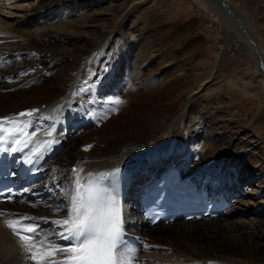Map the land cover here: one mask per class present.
Returning <instances> with one entry per match:
<instances>
[{
  "label": "bare ground",
  "instance_id": "obj_1",
  "mask_svg": "<svg viewBox=\"0 0 264 264\" xmlns=\"http://www.w3.org/2000/svg\"><path fill=\"white\" fill-rule=\"evenodd\" d=\"M1 1L0 7L4 5ZM154 1L34 0L31 6H21V18L9 20V17H0V83H3L0 86V117L15 116L28 108L39 109L33 117L32 130L35 134L30 147L33 151L27 158L34 173L45 174L49 170L51 159L47 153H41L50 144L48 142L62 140L65 147L66 142L73 141V134L67 133V128L78 112L91 113V119L84 123L85 126L88 122L97 123L102 116L109 117L104 121L109 130L105 140L112 144L109 152L93 154L84 150L69 154L67 164L55 169L54 177L49 181L40 187L28 186L16 201L0 204V211L13 214L0 217V264H33L30 253L24 251L19 238L6 226L7 220L19 219L20 216L33 218L22 223L36 227L37 238L50 241L44 246L45 250L68 246V241L55 234L58 229L51 221L67 219L65 212L69 207L73 177L79 175L81 183L85 184L89 174L110 173L117 167L127 175L124 231L129 242L120 249V253L129 264H264L262 226L237 232L235 240L227 239L223 228L209 225V222L212 223L209 219L194 222L199 223L201 231L194 228L173 229L179 226L177 222L151 227L143 218L142 209L135 199L139 180L161 172L171 162L179 165L182 175L194 178L197 177L196 171L204 166V159L199 157L197 148L193 149L192 145L191 153H188L180 146L181 134L171 124V111L181 97L178 92L164 87L157 92L155 90L154 94L147 91L148 96L144 98H139L141 93L139 97L134 93L138 86L147 87L156 80L157 76L151 75L154 68L159 74L163 72V76L169 74L173 77L174 69H177L180 73L176 70V77L186 70L191 72V77L187 74L184 80L194 79L197 82L202 78L197 66L190 67L188 62L183 61L189 59L197 63L200 59L201 40L195 34V25L188 27L185 23L183 28H178L175 27L178 23L173 21L175 24L170 28V24H163L162 16L152 8ZM203 1L210 13L218 19L222 18L230 38L242 40L251 68L264 82V0ZM191 33L195 34L194 37ZM116 42L120 45L113 57L111 49ZM175 58L180 62L174 68L173 64L177 61L170 64L169 60ZM83 61L85 64L81 65ZM171 69L173 72H168ZM205 83L202 82V86ZM127 90L129 98L115 104L118 96ZM170 96L171 101L166 102ZM153 102L158 105L151 110L149 107ZM221 107L227 110L229 105L222 102ZM194 110L191 108L189 112L198 120L204 114L208 115L206 109L202 113L201 109L199 112ZM147 111L149 113L144 119ZM122 118H125L124 122H121ZM183 118L174 122L183 127ZM75 126L79 125L75 123ZM45 128L46 133L43 134L41 130ZM144 129L152 132L150 138L142 136ZM227 132L235 135L233 128ZM218 141L208 144V150L214 149ZM256 148L262 156L264 143L263 146L257 144ZM237 150L233 153H240ZM242 159L243 162H250L251 157ZM222 161L215 159L214 164ZM73 165L77 173L72 172ZM230 166L224 165V171L229 172ZM188 170L189 173H184ZM205 175L204 172L201 178L197 177L200 185L205 184ZM255 175L250 174L251 177ZM225 182L220 184L218 191H228L231 181ZM210 183L213 185L212 177L206 185L209 187ZM227 194L229 201L231 194ZM55 195L58 198L54 202L51 197ZM130 196L134 199L127 202ZM215 222L218 224L219 221ZM52 259L63 260L65 257L56 255L46 259L44 264H50Z\"/></svg>",
  "mask_w": 264,
  "mask_h": 264
},
{
  "label": "rangeland",
  "instance_id": "obj_2",
  "mask_svg": "<svg viewBox=\"0 0 264 264\" xmlns=\"http://www.w3.org/2000/svg\"><path fill=\"white\" fill-rule=\"evenodd\" d=\"M5 1L7 0L1 1L4 5L0 7V17H9V20L15 17L21 18V11H23L21 6H29L34 2V0ZM153 4V10L162 16L163 24H170V28H172L175 23H178V25L175 26L178 28H183L185 23L188 27L190 25H195V34H197V36L200 37L199 40H201V56L200 59L196 61L197 63L189 59L183 61L186 63L188 62L190 67H192V65L194 68L197 66L202 78H199L197 82L193 79L192 81L195 83L194 84L192 81L187 79L184 80V76L187 74L191 77V72L189 70L182 72L183 76L176 77L177 69H174L175 76L173 75V77H171L169 74L163 76V72L159 74L158 70L154 68V70H151V75L157 76L156 80L148 84L147 87H145L146 85L141 87L138 86L134 90V93H136L138 97L141 93L139 98H144L148 96V92L149 94L151 92L155 93V90L157 92L158 89L162 90L164 87L176 90L181 97L177 100L176 107L171 111V124H174L181 134L182 141H180V146H183L185 151L191 153L193 145L195 147L193 149L197 148L196 152L199 153V157L204 159L202 161L204 166L202 170L196 171V176L200 178L201 174L205 172V176L209 177L210 180L212 177L213 185L210 183L209 186L212 189L216 187L219 188L220 184H226L225 180L231 181V186H229L227 191V193L229 192L231 195L226 213L223 217L212 220V223L205 222V224L208 223L209 225L223 228L226 232V238L230 240L233 238L234 240L236 239L235 236L237 232L254 229V227L257 228L262 226V231L264 232V152L261 156L258 148L255 149L257 144L263 146L264 143V82L258 78L259 74L255 73L253 68H251V63L247 60L246 47L242 40L240 38H230L231 36L229 35L228 28L223 24L222 18L220 17L218 19V17L210 13L207 4L203 0H155ZM18 7L21 8V10ZM195 34L191 33L190 35L194 37ZM119 45L120 43L116 42L114 48L111 49V54H114L113 57L116 56ZM176 61L177 63L178 61L180 62V60L175 58L173 61L169 60V63L171 64ZM177 63L173 64L174 68L179 66V63ZM84 64V61L81 62V65ZM126 69L127 68H124V70ZM172 69L168 72H173ZM177 72L180 73L178 70ZM253 75H256L255 78H253ZM154 76H152V78ZM202 82H206L204 86H202ZM2 84L3 83H0V86ZM139 89H141V91ZM118 97L117 99L121 101L127 100L129 98L128 90ZM171 99L172 97L170 96L166 102L171 101ZM59 101H62V98H59ZM222 102L223 104H227V106L229 105L227 110L222 109ZM156 105H158V103H151L149 109L151 108L152 110ZM191 108L197 110L196 112H199L201 109V113L206 109L208 115L204 114L201 118L202 120H198L192 112H189ZM87 112L85 114L82 112L76 113L75 120H73L67 128V133L73 134V141L66 142L63 153L54 162L49 163V170L45 172L39 184L43 185L44 182L53 178L55 169H58L59 166L61 167L63 164L66 165V160L71 153H82L84 150L87 151L86 153L93 154L100 151H110L112 144L107 143L105 140L109 130L104 122L106 119L108 120L109 117H106V115L104 117L102 116L97 123L88 122L85 126L84 123L91 119V113L89 111ZM148 113L149 111L146 112V115L144 114V119ZM233 115L236 117L232 118ZM216 116H218L217 119H215ZM182 117H185L183 120L186 123L183 121V127H180L175 122L181 121ZM122 119L123 121L121 122H124L125 118ZM242 119L245 120V122H243ZM59 122L60 121L57 123V127ZM75 123L79 126H75ZM88 126L90 127L87 128ZM229 128L234 129V136L227 132ZM157 131L161 134L160 130L157 129ZM41 132L45 134L46 128L44 130L42 129ZM185 134H188L189 137L186 138ZM151 135V131L144 129L142 136L145 139L150 138ZM217 141V146L214 145L215 150L213 148V150H208V144L216 143ZM251 142L256 144L252 145ZM110 144L111 146H109ZM236 150L240 151V153H233ZM223 157L227 158L224 159ZM244 157L245 159L246 157H251L250 162H243L242 158ZM215 159H221L223 161L216 165L214 164ZM240 160H242L244 165L242 162H239ZM224 165H231V170H229V172L224 171ZM73 167L74 165L71 166L72 169ZM189 171L190 170L185 171L184 173L187 174ZM250 174L256 175L255 177H251ZM197 177L195 180L200 182ZM245 178H247V180ZM144 179L145 178H143L142 181ZM138 183L140 185L141 180ZM33 186L37 187L39 185L35 184ZM58 193L59 191L56 192L57 195ZM57 198L58 196L55 195L51 197V200L55 202ZM130 198L131 199L128 198L127 202L134 199L131 196ZM62 201H64V199ZM43 202L44 199L40 201L41 204ZM44 211H46V209ZM228 212L229 214L226 215ZM215 221H219L218 224ZM198 224L199 223L194 222H187V224L179 223V226L173 227V229L180 231L194 228L201 231V229H199L200 225ZM164 232L166 233V231Z\"/></svg>",
  "mask_w": 264,
  "mask_h": 264
},
{
  "label": "snow or ice",
  "instance_id": "obj_3",
  "mask_svg": "<svg viewBox=\"0 0 264 264\" xmlns=\"http://www.w3.org/2000/svg\"><path fill=\"white\" fill-rule=\"evenodd\" d=\"M114 103L122 101L117 99ZM34 111L38 110L21 112L19 116L30 117ZM6 123H11L13 127H6ZM28 135L27 126L15 118H0V143L11 140V152L23 151L28 144L25 139ZM120 171L117 167L110 173L89 174L85 184L81 183L79 175L73 177L69 207L65 212L67 219L51 221L58 229L55 234L68 241V246L45 250L44 246L50 241L37 238L38 229L22 223L33 219L31 217L20 216L19 219L6 221V226L18 236L20 246L30 253L33 264H44L46 259L56 255L65 259H52L50 264H129L120 253L125 223L122 206L118 198L100 183L105 176H115ZM72 172L77 173V169L73 168ZM11 215L0 212V216Z\"/></svg>",
  "mask_w": 264,
  "mask_h": 264
}]
</instances>
